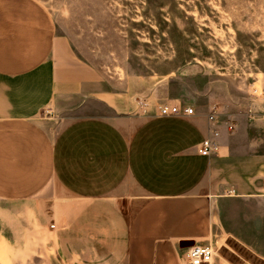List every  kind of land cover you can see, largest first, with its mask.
<instances>
[{"label":"crops","instance_id":"crops-1","mask_svg":"<svg viewBox=\"0 0 264 264\" xmlns=\"http://www.w3.org/2000/svg\"><path fill=\"white\" fill-rule=\"evenodd\" d=\"M257 76L261 91L228 119L215 105L161 116L181 98L82 59L39 0H0V202L35 207L52 249L79 250L82 264H188L183 240L214 245L211 264H235L222 253L232 242L264 261ZM214 106L219 147L203 156Z\"/></svg>","mask_w":264,"mask_h":264},{"label":"rangeland","instance_id":"rangeland-1","mask_svg":"<svg viewBox=\"0 0 264 264\" xmlns=\"http://www.w3.org/2000/svg\"><path fill=\"white\" fill-rule=\"evenodd\" d=\"M39 1L82 59L155 96L215 105L228 119L261 91L264 0ZM27 207L0 202V264H68L69 255L82 264L84 257L72 255L79 250L52 249L40 211ZM4 231L12 238L6 241ZM231 245L222 253L233 263L264 264Z\"/></svg>","mask_w":264,"mask_h":264},{"label":"built area","instance_id":"built-area-1","mask_svg":"<svg viewBox=\"0 0 264 264\" xmlns=\"http://www.w3.org/2000/svg\"><path fill=\"white\" fill-rule=\"evenodd\" d=\"M259 89L254 90V94H258ZM197 112L192 106L163 104L159 108L161 116H192ZM207 119L211 128L210 134L203 140L199 146V153L203 156H211L217 152L219 144L218 138L221 137L222 119L221 113L217 107H212L207 114ZM230 132L235 130V124H227ZM52 227H55L52 224ZM186 260L188 264H211L217 254V248L212 244H195L186 248Z\"/></svg>","mask_w":264,"mask_h":264},{"label":"water","instance_id":"water-1","mask_svg":"<svg viewBox=\"0 0 264 264\" xmlns=\"http://www.w3.org/2000/svg\"><path fill=\"white\" fill-rule=\"evenodd\" d=\"M195 245V241L194 240H183L180 242V247L181 248H189L191 246Z\"/></svg>","mask_w":264,"mask_h":264}]
</instances>
